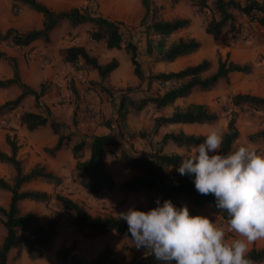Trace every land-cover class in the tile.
<instances>
[{"label": "trees", "instance_id": "trees-1", "mask_svg": "<svg viewBox=\"0 0 264 264\" xmlns=\"http://www.w3.org/2000/svg\"><path fill=\"white\" fill-rule=\"evenodd\" d=\"M11 8L15 11L19 5H25L31 10L41 14V26L37 29H30L22 33L9 27L3 32L0 31V41L9 42L16 46H27L34 40H41L44 43L49 41V32L61 21H67L69 25H88L87 39L90 43H103L105 49H123L127 54L132 74L139 83H146V90L154 84L157 86L155 92L140 98H131L126 91L119 96L117 116L115 121L119 126L125 122L129 108L140 111L151 106L156 112L172 107L167 114L160 113L153 116L151 133L156 134L160 127L169 124H210L217 120L218 115L209 110L203 103L189 102L183 107L174 105L175 101L183 98L193 90L208 91L212 89L219 80H227L228 75L233 72L248 73L251 67L248 64H240L231 60L226 52L222 57L219 53L216 56L215 69L208 75H203L210 68V62L202 58L194 64L173 71H158L145 74L139 59V50L136 43L131 40H124L121 32L123 22L109 19L103 15L93 12L88 6H72L67 9L54 10L38 0H10ZM172 4L178 0H168ZM194 7L195 12L209 13L206 19L203 32L213 41L222 39L224 34L230 32L232 37L246 34L244 24L237 21L235 13L245 15L248 22H254L257 26L264 28V0H187ZM141 7V15L137 26L144 34V56H152L156 62H171L179 57L195 53L200 42L194 37H178L165 44V38L180 29L186 28L189 19L186 17H171L168 19L159 18L160 6L155 5L153 0H137ZM264 39V31L262 33ZM59 54L65 63L76 67L78 62L83 67L96 71L100 80L108 77L118 61L111 58L105 63L98 62L96 56L90 54L89 49L82 45L72 44L59 50ZM9 62L12 69V76L0 80V87L16 85L20 92L14 98L0 103V115L15 110L21 100L30 95L33 98L34 106L39 108V97L45 92L43 83L38 88L32 89L23 83L18 74L17 65L13 58L7 57L0 52V59ZM127 91L129 87L125 88ZM232 107L240 108L246 106L253 109L264 110V97L249 93L232 94L229 98ZM42 112L22 111L18 115L19 124L26 130H34L39 126L48 124L53 134L56 135L52 146L44 147L43 150L49 156H53L63 146H68L70 134L60 132L62 124L50 117L46 106H42ZM106 127L110 128V121L105 120ZM221 152L223 154L235 150L234 145L238 138L239 131L235 124L233 112L227 119ZM256 136L264 138V128L255 133ZM4 142L8 152L0 150V162L8 165L13 174L8 181L0 177V189L9 193L7 205H0V224L4 228V235L0 240V264H7V254L10 249H24L29 259H35L45 253L56 235L57 220L50 216L44 224L37 221L32 211L22 212L19 202L31 200L34 202L46 203L53 199L62 209L70 212L72 225L84 231L86 237L103 235L108 230H113L119 235L129 239L127 223L117 219V215H92L83 206L69 197L60 193L51 195L45 191L23 190L21 186L35 179H42L54 186L59 185L61 179L45 169L44 165L35 164L27 171L22 168V161L17 157L19 144L15 136L5 132ZM203 134L184 133L183 131H167L160 135L158 146L149 157L144 155L129 154L120 151L118 160L122 168L138 170L135 174L119 184L121 192L150 191L152 193L151 206L147 209L134 207L147 211L156 206V201L162 204L165 199L170 200L177 208L182 205L176 200L179 195L186 196L194 206H202L207 199L211 203L212 214L218 216L226 223V212L216 209L215 197L213 195H201L194 187L193 177L181 176L178 171L170 168H177L182 158L178 153H166L162 147L172 143L176 147H183L187 150L202 142ZM85 144L88 146V157L82 158V150ZM119 141L110 133L92 135L88 142L79 140L70 145V153L74 159L73 169L78 175V184L89 194H99L104 190H111L114 181L111 174L103 164V154L108 151L109 146H117ZM190 214L196 215L190 211ZM75 242L68 246H62L56 250L57 264H82L81 259L73 252ZM248 259L253 263L264 261V245L260 248L250 247ZM89 264H121L113 256L109 247L102 249ZM128 264H162L157 261L154 255L146 253L138 256Z\"/></svg>", "mask_w": 264, "mask_h": 264}, {"label": "rangeland", "instance_id": "rangeland-1", "mask_svg": "<svg viewBox=\"0 0 264 264\" xmlns=\"http://www.w3.org/2000/svg\"><path fill=\"white\" fill-rule=\"evenodd\" d=\"M49 1L51 3L50 7L55 8L54 10L67 9L72 6H88V8L95 13L103 15L109 19L123 22L121 32L124 40L128 39L137 44L139 59L145 74L150 72L178 69L183 65L191 64L201 58H205L210 62V68L203 75H208L215 69L217 53L223 57L227 47H230L231 43L237 41L244 42L242 38H246L247 41L249 36H255V38L260 40L264 31L263 27L257 26L254 22L246 21V24L243 26L246 29V34L239 35L238 37H232L230 32H227L224 34L222 39L213 41L209 36H205L204 34L202 35L204 23L209 15L208 12L204 14L195 12V7L187 0H178L174 4L168 0H153L155 5L160 6V10L157 15L159 18L168 19L171 17H186L189 19V24L185 29L175 32L165 38V44H168L179 36L184 37L189 34L195 36L200 42V46L195 53L179 58L172 63L163 64L156 63L153 58L146 57L143 54L144 34L137 26L138 18L140 16H137V0ZM239 1L243 2V0ZM235 15L237 21L240 20L242 16H245L238 13H235ZM87 30L88 25L86 24L71 26L67 21H63L62 25H60L57 30L59 35H61V38L57 39L63 47L68 46L70 43L85 46L89 49L90 54L96 56L98 62H105L109 56L104 52L103 43H88ZM59 50L60 48L57 51L58 54L49 55L47 53H43L40 56L33 57L32 59H27L26 57H24V59L26 61L37 59L40 70L43 69V64L41 62L42 59H46L48 63L52 61L53 66L60 67L61 69L64 66V61L59 54ZM117 52L120 57L121 67L125 65L129 66L128 57L124 50L118 49ZM73 68L78 74V84L73 83V81L70 82L67 79L65 81L64 88L72 94L77 102L79 101L83 104L89 103V100L86 99L87 97H84L89 95L90 98L96 97V100L102 105V103L107 101V98H109V112L107 113L106 120L110 121V130H114L113 132L119 138V145L121 146L114 147L111 150L108 149V151L103 154L102 160L106 170L111 174L113 181L116 184L118 182L119 183L117 184V187H115L114 184V188L112 190L102 191L99 195H94L95 197L84 191V189L78 184V175L73 169L74 159L67 149L71 144L79 140L88 142L86 137H91L93 134H89L78 128L77 120H75V116H73L69 118V124L72 123L75 130L67 133L70 134V142L68 146H63L64 150L68 152L67 157L61 156L56 158L55 154L53 156H49L43 150L44 147L52 146L56 138V135L53 134L48 124L39 126L31 131L26 130L22 125L25 130V134L22 135L21 143L19 144V158H23H20L23 170H25L26 167L31 168L35 164H41L45 166L46 170L61 179V182L57 186L47 183L42 179H35L32 180V183L30 182V184L26 185V189L30 188L32 190L45 191L51 195L54 193H60L81 204L83 208L92 215L115 216L117 213L127 211L130 207H141L147 209L151 206V199L153 196L150 191H130V193H128L121 192L119 189V184L125 177V170L122 168L118 160L119 152L125 151L129 154L144 155L149 157L158 146V139L160 135L167 131L180 130L184 133L203 134L208 130L210 125L219 127L222 131H224L227 119L231 112L235 115V124L239 131L238 138L236 139L234 145L236 147L241 145H251L258 152L264 154V138L255 135L257 131L264 128V110L253 109L246 106L237 108L232 107L229 103V98L232 94L245 93L243 90L245 80L239 73L230 74L227 80H219L216 85L208 91L194 90L185 98L179 99L174 103V105L181 107L189 102L203 103L209 108V110L218 115L215 122L210 124L164 126L160 128L156 134H152L151 128L153 124V116L160 113L167 114L171 111L173 106L168 107L161 112H156L151 106L145 107L140 111H134L132 108H129L125 117V122L122 126H119L115 119L117 116L116 111L119 96L122 91H126L131 98L136 99L153 94L157 88L156 85L153 84L149 90H146V83H139L137 81V79L132 75L131 67L122 69L118 76L112 73V75H108V78H105L104 80L97 79L98 81L88 78L89 68L81 66L79 62L77 66ZM40 83H43L47 89L46 91H48L51 82L47 79H43ZM56 86L57 88L54 92L55 95L61 94L59 93L60 86L58 84ZM127 87L130 88L128 91L125 89ZM29 107H32L35 112H42L41 105L39 108L35 107L34 104ZM101 108L94 107V111L97 114L95 119L91 118V114L84 113L85 108H80V111L83 113L82 116L85 117L83 119L94 121L98 120L102 116V119H99L98 124H105V118L103 117L104 113ZM21 112L22 111H17V109H15L0 115V140L3 133L7 132L12 135L13 130H19L18 126L21 124H19L18 115ZM63 126L64 125L62 124L61 127ZM13 135L15 136V133ZM191 149L187 150L183 147H176L172 143H167L162 147V150L166 153H178L180 155L183 154V156L188 155ZM88 153L89 150L86 145L82 150V158L85 159V157L88 156ZM70 156L73 163L72 167L69 165ZM27 157H30L31 159L27 161ZM175 169L177 168H170L169 171ZM131 173L132 175L138 174L139 171L131 170ZM10 179L11 178L7 180L9 181ZM176 200L181 205L187 206L188 210L193 212L192 209H194L197 214L208 216L217 225H225L223 220L212 214L211 203L208 199L204 201L202 206L192 205L190 200L184 195H179ZM19 208L22 212H34L37 221L40 224H44L50 216L56 218V235L52 239L47 251L35 259H29L24 249H20L19 251H16V249H10L7 254V264H57V257L55 254L56 250L60 249L62 246L70 245L72 241L75 242V249L73 252L81 259L82 264H89V261L94 259L96 255L105 247H109L111 249L112 256L121 264H128L138 256L148 253L144 249L137 250V248L133 246V241L131 239L123 235H119L113 230H108L100 236L91 238L86 237L84 231H79L72 225V216L70 212L62 209L53 199L46 203L24 200L19 202ZM3 235L4 228L0 224V240ZM261 245H264V240L257 241L250 245V247L254 246L260 248ZM253 264H264V261Z\"/></svg>", "mask_w": 264, "mask_h": 264}, {"label": "clouds", "instance_id": "clouds-1", "mask_svg": "<svg viewBox=\"0 0 264 264\" xmlns=\"http://www.w3.org/2000/svg\"><path fill=\"white\" fill-rule=\"evenodd\" d=\"M224 135L210 125L176 170L194 178L199 194L215 197L216 209L227 214L225 225L168 199L147 211L130 207L117 219L127 223L137 250L162 264H253L250 245L264 240V154L251 145L223 154Z\"/></svg>", "mask_w": 264, "mask_h": 264}, {"label": "crops", "instance_id": "crops-1", "mask_svg": "<svg viewBox=\"0 0 264 264\" xmlns=\"http://www.w3.org/2000/svg\"><path fill=\"white\" fill-rule=\"evenodd\" d=\"M38 1L44 3L48 7H50V5H51L49 0H38ZM137 5H138L137 6V16H139V15H141L142 10H141V7L139 6L138 2H137ZM51 9H55V8L52 7ZM12 10L13 9L11 8V1L10 0H0V31L1 32H3L4 30H6L9 27H12V28L16 29L18 32L22 33L24 31H27L30 29H37L41 26V14L40 13L31 10L30 8H28L25 5H19V7L15 10V12H13ZM235 17H236V15H235ZM138 20H139V18H138ZM238 21L245 25L247 20H246L245 16H242L241 19ZM62 22L63 21H61L56 27H54L49 32V41L46 43H44L41 40H34L33 42H31L27 46L20 47V46L12 45L9 42L0 41V52L4 53L5 56L14 59L16 65H17L20 80L23 83H25L26 85H28L29 87H31L32 89L36 90L38 85L40 84L41 80H43V79L44 80L47 79L48 81L51 82L50 87L48 88V91H46L47 90L46 89L45 92L39 97V104L41 106H46L48 108V110L50 112V116L52 119H54L57 122L64 125L60 129L63 134H67L68 132H70V131L72 132L73 130H75L72 123L69 124L70 123L69 118L75 116V120H77L78 128L82 129V131H85L89 134L91 133L93 135H101V134L110 133L115 138H117L119 141V138L113 132L114 130H112V129L110 130V128L106 127L105 124H102V123L98 124L99 119H102V116L98 120H94V121H89L87 119H83L85 117L82 116L83 113L80 110L83 109L86 104H83L82 102L80 103L79 101L77 102L74 99V97L72 96V94H70V92H68L64 88V84H65V81L67 79L70 82L73 81V83L78 84V79H79V78H77L78 74H77V71H75L72 66H70L68 63L64 62V66L60 69V67L53 66L52 61H50L48 64H43V69L40 70L38 67L39 62L37 59H33L31 61H26L24 59V57H26L24 54L27 51H29L31 53H34V52L41 53V54L47 53L49 55L58 54L57 53L58 49L59 48L61 49V47L63 48V46L60 44V42L57 39V38H61V35H59V32H57V30H58V27L60 25H62ZM183 29H185V28H183ZM180 30H182V29H180ZM180 30H178V31H180ZM203 34H204V32H202V35ZM186 36L196 38L192 34L185 35L184 37H186ZM205 36H207V35H205ZM179 37H182V36H179ZM247 39L248 40L244 41V42L237 41V42L231 43V46L227 47L226 52L228 53V56L231 60H233L237 63H240V64H248L251 67V69L248 73H245V74L239 73V72H233L230 74L239 73L240 75H242L244 77L245 81H244L243 90L245 93L264 97V39H262V36H261L260 40L255 38V36L254 37L249 36ZM88 43H90V42H88ZM69 45H72V43H70ZM103 49H104V52L109 56L105 62L109 61L111 58H116L118 61L117 67L113 71L110 72L111 75L113 73V74L118 76L119 73L122 71V69L131 67L129 64V61H128L129 66L125 65V66L121 67L120 57H119V54L117 52L118 49H105L104 46H103ZM146 57L153 58L152 56H146ZM179 58H183V57H179ZM179 58H177V59H179ZM177 59H175L174 61H176ZM174 61L156 62V63L168 64V63H172ZM198 61H196V62H198ZM105 62H103V63H105ZM196 62H193L191 64H194ZM186 65H189V64H186ZM184 66L185 65H183L182 67H184ZM182 67H180V68H182ZM180 68H178V69H180ZM173 70H177V69H170V70H165V71H173ZM88 73H89L88 78H90L94 81H98L97 79H99V78H98L95 70L89 68ZM11 76H12L11 65L9 64V62H7V60L1 58L0 59V80L10 78ZM118 81H120V80H118ZM57 84L60 86L59 93H61V94L55 95L54 92L57 88V86H56ZM19 92H20V89L16 85H9L7 87H0V103L14 98L16 95L19 94ZM84 97H87L86 99L89 100V103H91L92 106H94L96 108L102 107L101 109H102V112L104 113L103 117L106 120L107 113L109 112V108H108V105H109L108 99L109 98H107V96H106L107 101H104L101 105L96 100V97L90 98L89 95L84 96ZM185 97H183V98H185ZM183 98H179V99H183ZM81 99H83V98H81ZM179 99H177V100H179ZM32 104H34L32 96L26 95L21 100L20 104L18 105V107L16 109H17V111L35 112V111H33L32 107H29ZM117 107H118V105H117ZM175 125H183V124H169V125H165V126H175ZM162 127H164V126H162ZM162 127H160V128H162ZM18 128H19L18 131L13 130L12 132H13V134L15 133V138L17 139L16 141L18 144H20L21 139H22V135L25 134V130H24L22 125H19ZM4 134L5 133L2 134V137L0 140V150H2L4 152H8V147L5 144L4 139H3ZM83 136H84V134H83ZM89 139H90V137H88V138L86 137L87 141ZM85 146H86V144H85ZM118 146H121V145L109 146L108 149L111 150L114 147H118ZM19 150H20V148H19ZM19 150L17 152L18 158H19ZM67 151L70 152L69 148L67 149ZM67 151L64 150V147H62L61 149H59L55 153L56 158L61 157V156L67 157V155H68ZM87 157H85V158H87ZM21 159H23V158H21ZM29 159H31V158L27 157V161ZM69 165H71V167L73 165V163L71 161V156H70ZM28 169L29 168L26 167L24 171H27ZM124 170H125L124 171L125 177L121 181L135 175V174L132 175L130 169H124ZM12 174H13V172H12L11 168L8 165L0 162V177L7 180V179L12 177ZM30 182L32 183V181H30ZM30 182L23 184L21 186V189L26 190V188H27L26 185L30 184ZM114 184H115V187H117V184L115 182H114ZM27 190H32V189L28 188ZM104 191H109V190H104ZM128 193H130V192H128ZM91 195L94 196V194H91ZM8 200H9V193L5 190L0 189V205L5 207L8 203ZM27 201H29V200H27ZM192 210L194 213H196V211H194V209H192Z\"/></svg>", "mask_w": 264, "mask_h": 264}, {"label": "built area", "instance_id": "built-area-1", "mask_svg": "<svg viewBox=\"0 0 264 264\" xmlns=\"http://www.w3.org/2000/svg\"><path fill=\"white\" fill-rule=\"evenodd\" d=\"M242 40L246 41V38H242ZM24 55L26 56L27 59H32L35 56H40L41 53H36V52L31 53V52L27 51ZM41 62H42V64H48V61L46 59H42ZM84 108H85L84 113L85 114H91L90 116L92 119H95L97 117V114L94 111V106H92L91 103L86 104Z\"/></svg>", "mask_w": 264, "mask_h": 264}]
</instances>
